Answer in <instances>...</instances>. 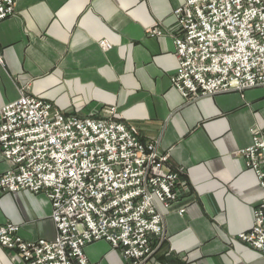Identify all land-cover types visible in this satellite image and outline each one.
Masks as SVG:
<instances>
[{"label": "crops", "instance_id": "obj_1", "mask_svg": "<svg viewBox=\"0 0 264 264\" xmlns=\"http://www.w3.org/2000/svg\"><path fill=\"white\" fill-rule=\"evenodd\" d=\"M186 0H15L0 22V108L22 95L68 116L135 126L143 142L179 172L185 213L163 214V235L141 264H264L240 240L264 198L237 153L264 131V86L185 100L171 79L178 68L175 9ZM158 27L161 37L147 31ZM106 42L110 47L101 45ZM10 165L0 153V175ZM45 195L0 191V225H19L26 240H53ZM91 264H131L105 241L85 248ZM0 264H20L0 247Z\"/></svg>", "mask_w": 264, "mask_h": 264}, {"label": "built area", "instance_id": "obj_2", "mask_svg": "<svg viewBox=\"0 0 264 264\" xmlns=\"http://www.w3.org/2000/svg\"><path fill=\"white\" fill-rule=\"evenodd\" d=\"M0 0V22L15 14ZM178 68L171 79L185 100L264 86V0H186L175 9ZM151 37L165 33L148 29ZM103 47L109 48L106 42ZM0 66H4L0 51ZM68 116L22 95L0 108V153L10 165L0 191L43 194L52 208L53 240H26L20 226L0 225V247L20 264H91L85 248L108 242L123 261L141 264L163 235L161 205L183 215L179 172L138 130L114 120ZM264 191V131L237 153ZM240 240L264 255V198Z\"/></svg>", "mask_w": 264, "mask_h": 264}, {"label": "rangeland", "instance_id": "obj_3", "mask_svg": "<svg viewBox=\"0 0 264 264\" xmlns=\"http://www.w3.org/2000/svg\"><path fill=\"white\" fill-rule=\"evenodd\" d=\"M135 127V126H134ZM136 128V127H135ZM137 129V128H136Z\"/></svg>", "mask_w": 264, "mask_h": 264}]
</instances>
